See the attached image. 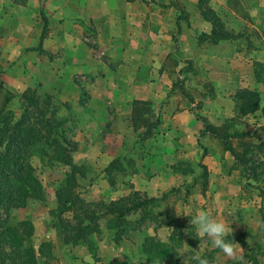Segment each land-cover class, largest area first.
I'll return each mask as SVG.
<instances>
[{
	"label": "crops",
	"instance_id": "1",
	"mask_svg": "<svg viewBox=\"0 0 264 264\" xmlns=\"http://www.w3.org/2000/svg\"><path fill=\"white\" fill-rule=\"evenodd\" d=\"M199 1L0 0V80L16 95H53L63 102L61 114L66 118L68 134L77 143L73 159L79 164L104 161L107 167L115 158L125 160L139 135L134 129V103H150V113L145 114L149 118L147 123L156 126L158 132L162 127L163 134L166 133L161 140L163 146L153 152L155 159L164 160L161 170L165 171L164 184L171 180L172 185L175 176L185 177V171H189L175 169V164L199 161L186 149L190 150L189 144H198L200 136H194L198 132L201 135L204 129V123L192 109L194 104L187 98L191 90L182 88L189 76L186 66L194 59L201 73L207 74L209 70L216 85L224 84L219 70L207 63L212 60L217 63L222 55H210L203 48L230 42L228 39L232 38L231 35L215 43L211 39L208 43L205 36L200 39L202 34H210L214 26L209 18H202ZM210 2L213 15H232L238 20L245 17L249 21L247 27L264 37V0ZM263 37L259 42L248 34H237L231 39L236 48L232 58L256 59L260 55L264 58L263 51L258 50L264 48ZM253 76L264 84L255 70ZM259 92L264 104L263 91ZM223 95L217 92V101ZM207 109H204L206 116ZM219 111L225 114L232 110ZM171 128L181 134L175 142L186 146L180 147L172 158ZM35 159L40 156L33 157V164ZM205 162L210 170L212 161ZM217 162L222 172L211 191L215 188L225 200L214 207L212 216L231 223L233 233L228 239L238 243L242 250L237 259L225 257L211 264H225L228 260L234 264L232 260H238L246 251L261 248L264 251V209L252 200L240 209L238 199L243 190L229 183L226 172L231 171L233 163L228 167L223 161ZM130 163L125 161V174L117 176H126L127 182L137 185L146 173L141 172L142 165L134 167V162ZM155 174L157 180L161 179L160 173ZM230 175L235 177L234 172ZM113 199L116 198L109 200ZM262 259L264 256L242 258V264H264Z\"/></svg>",
	"mask_w": 264,
	"mask_h": 264
},
{
	"label": "rangeland",
	"instance_id": "2",
	"mask_svg": "<svg viewBox=\"0 0 264 264\" xmlns=\"http://www.w3.org/2000/svg\"><path fill=\"white\" fill-rule=\"evenodd\" d=\"M204 6L206 13L209 15L207 17L202 14V18L211 17L214 19L212 13L209 12L212 9L211 6H213V3L211 5L210 0H206ZM216 19H219L224 32L232 35L231 39H235L239 33L248 34V36L253 37L256 41L259 39V42L263 37L260 36V33H254L247 27L249 21L245 17L243 20H238L239 18L232 15H223L216 17ZM210 22L212 24L215 23L211 20ZM205 34H202L200 39L204 38L203 36ZM262 35H264V32H262ZM231 39H228L230 42H223V44L218 46L208 44V46H204L203 48L210 55H216L217 53L222 55L223 58L217 60V63L213 60L212 62L207 61V63L208 66H213L219 70V75L225 80L224 84L216 85L212 81L210 73L208 74L209 70L207 74L201 73L198 62L192 59L190 65L186 66L189 68L187 71L189 76L185 79L186 81L183 80L185 82L182 88L187 90L189 87L191 92L187 95V98H189L190 104H194L192 108L194 113L202 122L203 120H207L211 125L216 127V133L218 132L223 136H226L227 133L234 132L240 133L241 135L242 133H249L246 136L227 137L229 138L228 141L236 149L239 158H235L231 152L225 149L224 141L221 138L211 136L209 133L205 135L203 133L200 135V132L195 133V138H197V135L200 136L198 144H189L188 148L190 150H186L192 158H198L199 161L190 163L179 162V164H175L177 165L175 169L184 168L189 170L185 171L187 175L185 177L173 176L172 185L171 180L168 182L165 181L166 183L164 184L162 178H165L163 176L165 171H161L164 166V160L157 157L155 159L156 153L153 151L163 146L161 140L163 138L165 139L166 133L163 134L162 127L160 132H158L159 129L152 125L153 127L151 126L150 131L146 127L137 131L139 135L137 134L138 136H136L138 137V141L136 140L134 149H130L125 160L121 161L120 159L122 164L126 161L129 165H131L130 162H134V167H137V164L142 165L143 171L141 172L145 171L146 177L141 176V180L137 185H131V182H127L126 176H117L125 174V167L124 170L113 169L111 173H108L106 172L108 166H105L104 161H100L95 165L82 163L86 165L87 176L84 180L82 179L79 190L81 195L89 201H101L102 199L110 201L109 199L111 198L129 197L136 191L141 197H162L156 208V213H158L159 217L158 221L156 219H146L145 222L141 223L139 229L125 233L119 243L113 240V236L108 230H103L96 238L95 249H90L89 245L86 244H64L57 228L53 226L51 211L56 207L55 190L59 182L70 171V168L55 161L43 160L41 157L40 159H35L34 166L36 167V174L46 189V198L45 200L30 201L26 208L15 210L12 218L15 221L23 219L33 221L35 235L32 237L31 242L38 252L40 262L48 258L52 264H144L143 258L139 254H136L144 238L147 235H155L163 241H168L171 236L173 227H171V224H161L162 221L170 223L173 221L177 223L180 226L179 231L184 236L183 245L178 252V264H197V261L194 259L197 255H202L203 258L208 259L210 264L215 260L225 259V256L220 250L207 244L206 240L203 242V249L198 250L200 241L194 236L189 235L185 230L191 227L189 225V217L194 215L198 210H205L210 215H213L212 213L215 211L214 207L219 203H224L225 198L222 193H218L215 188H212L211 191L212 184L214 185L218 182L222 172L219 171L217 162L219 160L223 161V163L225 162L226 165L228 164V167L229 163H233L231 171L226 172H229L227 176L229 183L239 185L243 190L241 198L238 199L240 203L239 208L241 209V205L247 204V202L252 200L253 203H260L264 209V117L260 114L255 116H242L234 98L236 92L243 88L258 91L260 89L263 91L264 97V84L261 85V80L257 81L253 76V71L255 70L257 78L264 80V58L261 55L256 59H247L246 57L237 60V58H232V52L235 51L236 54V48L235 42L231 41ZM205 40L208 41L209 39L205 38ZM208 43H210V40ZM258 50L263 51L264 54V48ZM228 58L230 59L228 60ZM202 70L204 71L205 69L203 68ZM1 74L2 72H0V78ZM234 84H238L237 87ZM217 92L224 94L223 98L218 101ZM4 98L5 91L0 89V105ZM55 101L62 104L61 111H63V102L57 96H55ZM206 101L208 102L206 103ZM22 103L23 100L21 98H16L13 101L12 107L18 114L20 113ZM205 107L208 108V116L204 114ZM220 109H230L232 111H225L224 114L219 111ZM231 115L233 117H230ZM216 122L222 125H216ZM180 138L181 134L171 128V158L173 155H176L175 153L178 152L180 147H186L175 142L176 140H180ZM202 145L208 151V154L203 159ZM133 150L134 152H132ZM206 160L212 161L213 167L210 170L209 164L205 162ZM200 161L207 166V175L209 177V185L205 193H203V188H205L204 182L206 174L198 164ZM151 166H153L152 169ZM138 171L140 170L138 169ZM232 172H234L235 177L230 175ZM155 173H160L161 179L157 180L158 177H156L157 175ZM111 187L115 190H111ZM173 188H178V190L171 192ZM175 209H179L182 215L187 216H177ZM140 216L139 213H136L131 215L130 218L138 219ZM102 225L104 229L105 226L103 223ZM43 242L52 243L49 253L47 251L44 253L39 252ZM263 254V248L260 250L252 249L249 253L246 251L245 255L238 258V260H234L236 262L233 260L232 262L234 264H242L244 262L242 258L248 259L249 257L253 259L256 256H264ZM230 260L226 261L225 264H231L228 263Z\"/></svg>",
	"mask_w": 264,
	"mask_h": 264
},
{
	"label": "trees",
	"instance_id": "3",
	"mask_svg": "<svg viewBox=\"0 0 264 264\" xmlns=\"http://www.w3.org/2000/svg\"><path fill=\"white\" fill-rule=\"evenodd\" d=\"M205 2L206 0H200L199 6L202 14L208 17ZM213 17L214 19L209 17V20L215 22L214 28L210 34L204 36L214 43L230 38L231 35L224 32L219 19H216L218 16ZM46 27L47 22L44 33ZM0 89L5 91V98L0 105V264H52L48 258L40 262L38 252L31 242L35 235L33 221H15L12 218L15 210L26 208L30 201L46 198V189L33 164V157L36 155L43 160L55 161L70 168L56 187V207L51 211L53 226L57 228L64 244H86L90 249H95L96 238L103 230H108L113 240L119 243L125 233L139 229L146 219L159 220L156 208L162 197H141L137 191L129 197L110 201H89L82 196L79 189L82 179L87 176L86 165L76 163L73 159L77 143L66 129V118L61 114L62 104L55 101L53 95H16L1 81ZM16 98L23 100L19 114L12 107ZM234 98L242 116H255L261 112L264 117L263 99L258 90L239 89ZM150 108L148 102L135 101L133 114L136 131L143 126L151 130L152 125L147 126L149 118L145 116L150 113ZM203 122V134L209 133L221 138L225 149L238 159L239 155L227 137L246 136L249 133L241 135L234 132L223 136L216 133L217 128L207 120ZM201 147L203 159L208 151L204 145ZM198 164L206 174L203 188L205 193L209 185L207 166L201 161ZM113 169L124 170L120 158L112 160L106 172L111 173ZM177 190L178 188H173L171 192ZM136 213L141 215L138 219L130 218ZM161 224H171V236L168 241L155 235L144 238L136 252L143 258L144 264L179 263L178 252L184 240L179 231L180 226L173 221H162ZM51 247V242H43L39 252L49 253Z\"/></svg>",
	"mask_w": 264,
	"mask_h": 264
},
{
	"label": "clouds",
	"instance_id": "4",
	"mask_svg": "<svg viewBox=\"0 0 264 264\" xmlns=\"http://www.w3.org/2000/svg\"><path fill=\"white\" fill-rule=\"evenodd\" d=\"M175 210L177 216H187L182 215L179 209ZM189 218V225L191 227L185 231L200 241L198 250L203 249V242L205 240L212 247L219 249L225 257L230 259H235L238 252L242 250V247L238 243L234 244L228 239L233 233V229L230 226L231 223L223 219L215 218L205 210H198ZM248 243L250 244V240ZM194 259L197 261V264H210L209 260L203 258L202 255H197Z\"/></svg>",
	"mask_w": 264,
	"mask_h": 264
}]
</instances>
